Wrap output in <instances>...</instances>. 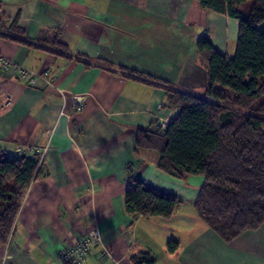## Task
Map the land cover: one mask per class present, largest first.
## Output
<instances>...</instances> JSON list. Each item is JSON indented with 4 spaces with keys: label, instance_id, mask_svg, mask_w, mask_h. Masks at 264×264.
I'll list each match as a JSON object with an SVG mask.
<instances>
[{
    "label": "crops",
    "instance_id": "crops-1",
    "mask_svg": "<svg viewBox=\"0 0 264 264\" xmlns=\"http://www.w3.org/2000/svg\"><path fill=\"white\" fill-rule=\"evenodd\" d=\"M185 2L0 0L1 14L17 18L27 39L0 34V54L42 74L31 86L0 71V145L10 157H40L10 238L0 244V264H52L93 230L100 240L85 264H135L147 255L151 264H264V222L223 240L193 205L203 177L168 175L157 168L156 151L135 148L136 128L168 123L176 111L164 107L162 87L120 66L200 95L207 75L197 40L206 35L219 53H235L238 20ZM56 29L67 53L35 42ZM129 175L182 202L170 218L127 212ZM169 240L177 242L173 251Z\"/></svg>",
    "mask_w": 264,
    "mask_h": 264
},
{
    "label": "trees",
    "instance_id": "trees-1",
    "mask_svg": "<svg viewBox=\"0 0 264 264\" xmlns=\"http://www.w3.org/2000/svg\"><path fill=\"white\" fill-rule=\"evenodd\" d=\"M197 1L239 22L232 57L219 53L206 35L197 40V58L207 75L202 94L175 89L122 66L119 69L162 87L164 107L176 111L165 128H136L135 148L156 151L157 168L168 175L179 179L202 176L193 202L196 214L223 240L230 241L264 222V0ZM248 1L252 5L245 16L242 6ZM0 34L27 43L18 19L8 22L1 12ZM60 35L61 29L43 31L35 42L54 54L67 53ZM98 59L100 64L111 65ZM39 158L37 153L10 157L0 145V244L11 233ZM127 183L124 205L129 213L170 218L182 202L176 194L159 191L133 175ZM176 245L169 240L166 246L173 251ZM133 260L135 264L154 261L149 255Z\"/></svg>",
    "mask_w": 264,
    "mask_h": 264
},
{
    "label": "built area",
    "instance_id": "built-area-1",
    "mask_svg": "<svg viewBox=\"0 0 264 264\" xmlns=\"http://www.w3.org/2000/svg\"><path fill=\"white\" fill-rule=\"evenodd\" d=\"M0 71L3 73L11 74L12 76L24 80L28 85H35L37 79L42 77L41 73H33L16 62L9 60L0 54ZM6 103L9 104L10 100L7 99ZM76 109L80 110L81 105H76ZM167 122L160 124L161 128H165ZM51 130L46 131V136L49 138ZM28 151H39L40 148L33 146H24ZM10 238V237H9ZM100 240V235L97 230H93L88 236L80 238L72 247L62 249L58 252L55 262L52 264H85L86 256L93 250L94 244ZM102 254H107L103 251ZM113 264H118L114 262Z\"/></svg>",
    "mask_w": 264,
    "mask_h": 264
},
{
    "label": "rangeland",
    "instance_id": "rangeland-1",
    "mask_svg": "<svg viewBox=\"0 0 264 264\" xmlns=\"http://www.w3.org/2000/svg\"><path fill=\"white\" fill-rule=\"evenodd\" d=\"M184 2H185V0H184ZM192 2H196V0H186V2H185V5H186V7L188 6H191L192 5ZM251 5H252V3L250 2V1H248V2H246L243 6H242V10H243V13H244V15L246 16L247 15V13H248V11L250 10V7H251ZM232 57V56H231ZM26 146V145H25ZM21 147V150L22 151H28L27 149L25 150V148H24V146L22 145V146H20Z\"/></svg>",
    "mask_w": 264,
    "mask_h": 264
},
{
    "label": "water",
    "instance_id": "water-1",
    "mask_svg": "<svg viewBox=\"0 0 264 264\" xmlns=\"http://www.w3.org/2000/svg\"><path fill=\"white\" fill-rule=\"evenodd\" d=\"M19 152H16V154H18ZM25 156V154H21V157H24Z\"/></svg>",
    "mask_w": 264,
    "mask_h": 264
}]
</instances>
